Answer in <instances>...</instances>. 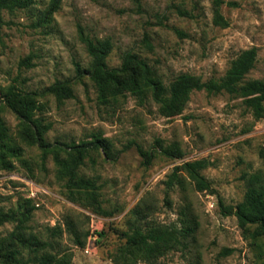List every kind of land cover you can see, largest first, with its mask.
<instances>
[{
	"label": "rangeland",
	"instance_id": "374dc122",
	"mask_svg": "<svg viewBox=\"0 0 264 264\" xmlns=\"http://www.w3.org/2000/svg\"><path fill=\"white\" fill-rule=\"evenodd\" d=\"M51 1L1 11L0 96L10 86L42 93L70 82L73 97H39L36 117L47 126V143L102 142L104 148L91 151L77 171L96 180L101 209L82 193L69 198L56 151L43 156L31 132L0 104L6 144L0 147V264H14V249L26 256L11 236L20 222L25 233L43 240L48 229L61 228L60 244L72 253L71 264H121L123 234L140 204L147 223L178 235L187 226L193 230L186 249L167 252L158 264H264V237L251 239L219 207V201L241 202L249 178L264 175V119H254L241 99L203 91L191 93L172 116L127 93L115 104H102L83 75L90 57L80 38L109 40V68L131 52L164 83L179 74L221 78L241 52L255 48L256 63L245 79L264 80V0H61L49 14ZM157 144L177 147L175 158L153 151ZM138 148L153 153L149 166ZM200 159L210 164L202 175L214 193L196 191L183 172L172 178L175 166ZM67 217L89 234L83 247L65 231Z\"/></svg>",
	"mask_w": 264,
	"mask_h": 264
},
{
	"label": "trees",
	"instance_id": "16d2710c",
	"mask_svg": "<svg viewBox=\"0 0 264 264\" xmlns=\"http://www.w3.org/2000/svg\"><path fill=\"white\" fill-rule=\"evenodd\" d=\"M29 1L0 0V26L2 10L11 11L24 8L27 7ZM60 1H51L49 14L58 10ZM80 38L90 57L89 69L85 70L83 75H87L92 82L97 93V100L102 104H115L127 93L141 103L151 100L158 105L163 115L172 116L182 110L191 93L203 91L208 95L228 94L241 99L254 119H264V80L245 79L256 63L257 50L255 48L241 52L236 59L231 61L228 70L221 78L202 81L189 74H179L171 82L164 83L145 59L131 52H126L123 55L119 67L109 68L106 63L111 52L109 40L94 41L84 36ZM77 71L79 76H83L79 69ZM45 95H53L58 101L72 98L70 82H56L42 93L24 92L10 86L0 96V104L9 109L31 132V138L42 151L43 156L56 151L54 160L60 174L66 179L65 186L69 198L74 200L75 193H82L88 197L91 205L100 210L99 185L95 179L80 177L77 171L91 151L104 148V146L99 139L79 144L45 142L43 135L47 126L43 125L41 120L36 117V112L40 109L37 99ZM4 131V123L0 118V147L2 145L6 147L2 141ZM153 151L166 157L175 158L174 155L178 152V148L173 147L169 150L158 145L153 148ZM59 152H63L67 158H61ZM138 153L142 158V164L149 166L153 159V153L141 148H138ZM178 155L182 156L180 153ZM209 165L205 159L182 162L174 167L172 178H178L177 173L183 172L193 182L196 191L214 193L211 183L202 175ZM172 181L173 179L168 183L169 187L172 186ZM219 207L223 215L234 216L238 226L248 232L251 239L264 237V175L257 172L249 178L241 202L235 206H225L219 201ZM131 214L134 219L129 220V230L123 234L126 242L121 246L118 256V261L121 264H136L139 259L148 264H158L159 258L167 252L183 250L188 247L186 239L193 232L189 226L178 235L163 226L147 223L141 204L135 207ZM64 222L65 231L71 236L72 243L77 247H83L89 234L78 229L69 217ZM47 231L48 236L43 240L32 233H25L20 222L11 236L21 247L27 249V252L26 256H23L20 250L14 249L13 263L71 264L72 253L69 250H64L60 244L62 229L54 227Z\"/></svg>",
	"mask_w": 264,
	"mask_h": 264
}]
</instances>
